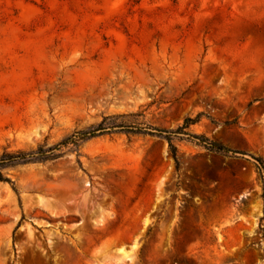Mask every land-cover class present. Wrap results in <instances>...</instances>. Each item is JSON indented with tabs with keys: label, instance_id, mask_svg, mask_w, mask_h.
Returning <instances> with one entry per match:
<instances>
[{
	"label": "rangeland",
	"instance_id": "1",
	"mask_svg": "<svg viewBox=\"0 0 264 264\" xmlns=\"http://www.w3.org/2000/svg\"><path fill=\"white\" fill-rule=\"evenodd\" d=\"M123 113L238 153L114 133L5 171L0 264H264V0H0V153Z\"/></svg>",
	"mask_w": 264,
	"mask_h": 264
},
{
	"label": "trees",
	"instance_id": "2",
	"mask_svg": "<svg viewBox=\"0 0 264 264\" xmlns=\"http://www.w3.org/2000/svg\"><path fill=\"white\" fill-rule=\"evenodd\" d=\"M133 1L139 3L141 0ZM139 116V113L104 115L99 122L75 130L72 134L65 136L54 144H48L45 142L40 143L36 148L28 150H5L0 153V180L6 183H11L14 186L15 182L11 177L4 173L5 171L27 165L46 164L61 159L69 153L76 154L79 164L83 166L81 160L83 156L81 147L95 138L114 133L140 134L166 140L178 167L180 166V160L179 148L175 144L177 139L192 141L215 154L229 156L230 154L238 153L222 143L211 139L205 134L188 131L192 125L201 120L202 114H199L196 118H187L183 124L174 129L160 128L150 124H137L134 120ZM255 158L260 162L264 169V159L261 157Z\"/></svg>",
	"mask_w": 264,
	"mask_h": 264
}]
</instances>
